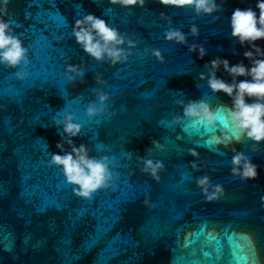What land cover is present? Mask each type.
Instances as JSON below:
<instances>
[{
  "label": "water",
  "instance_id": "obj_1",
  "mask_svg": "<svg viewBox=\"0 0 264 264\" xmlns=\"http://www.w3.org/2000/svg\"><path fill=\"white\" fill-rule=\"evenodd\" d=\"M254 4L225 0L220 11L195 16L187 6L158 0L131 9L108 0H9L4 19L28 49L29 62L0 64V264H264V141L255 148L247 139L234 145L260 165L258 176L232 175L230 147L238 130L222 106L230 98L199 78L218 57L248 63L230 35L229 17L235 7ZM160 12L172 17L171 25ZM89 13L125 35L126 61H97L76 43L74 19ZM193 23L196 36L189 31ZM169 27L179 28L186 42L166 40ZM256 43L264 47V40ZM193 44L205 49L203 59L189 51ZM69 64L77 72L67 71ZM216 75L231 79L223 66ZM100 94L108 96L103 105ZM191 100L216 110L213 125L184 116L178 101ZM90 104L103 111L89 117ZM67 113L81 124L72 145L54 120ZM58 141L64 151L84 144L89 156H106L110 186L91 200L75 195L78 186L49 164L51 154L61 152ZM139 157L163 163L159 182L141 170ZM202 176L209 178V192L222 185L219 199H205L196 183Z\"/></svg>",
  "mask_w": 264,
  "mask_h": 264
},
{
  "label": "clouds",
  "instance_id": "obj_2",
  "mask_svg": "<svg viewBox=\"0 0 264 264\" xmlns=\"http://www.w3.org/2000/svg\"><path fill=\"white\" fill-rule=\"evenodd\" d=\"M111 5H119L122 8L131 9L133 7L143 8L146 0H108ZM9 0H0V64L16 68L23 62L25 65L29 62L27 57L28 49L24 46L23 41L11 34L10 22L4 19L7 12ZM163 6L174 8H185L187 6L192 10L195 16L212 15L223 8L225 0L217 3V0H158ZM160 18L172 24V17L160 12ZM230 35L244 48L242 56L248 63L243 60L237 63H230L227 58H215L206 62L205 67L210 71L205 77L204 73L199 74L200 79H207L208 87L213 93L222 92L226 94L231 103H223L222 106L228 111L229 119L232 126L238 130L231 142L230 150L233 153L230 169L232 175H238L241 180H254L258 176L257 169L260 165L253 163L252 160L241 150L234 147L235 144L247 139L252 141L253 147H258L259 142L264 141V47L257 44V41L264 40V0H255L254 6L235 7L229 17ZM189 31L193 36L198 35V28L193 23ZM72 35L82 50L99 61L109 60L111 64L120 61H126L130 52L121 45L125 44V35L117 28L109 24L104 18L94 14L83 15L79 19H74L72 24ZM166 40L175 41L176 43H185L186 36L179 28L169 27L164 31ZM129 47H134V41L127 40ZM189 51H198L199 58L203 59L206 55L202 46L195 44L189 46ZM152 54L162 61L158 49H152ZM223 66L225 72L231 77L225 80L223 77L216 75V70ZM69 72H77L76 65H66ZM17 78H23L22 72L15 73ZM82 75V72H81ZM243 77V79H237ZM71 80L72 78L69 77ZM99 82V78L97 77ZM108 99L107 94H100L99 101L101 105ZM183 106V114L186 117L199 120L204 125H213L216 120V110L204 100H191L186 105L183 101H178ZM103 111V107L97 108L90 104L86 109L89 117L97 115ZM179 122L182 117L174 118ZM55 123L63 127V135L69 139L67 143L73 144L71 137H75L81 130V124L74 122L73 115L67 113L61 119L54 117ZM154 147H162L159 141L152 139ZM61 152L51 154L49 164L57 165L61 168L65 177V182L78 187L73 188L75 195L91 200L94 193L101 188L110 186L113 174L109 169L108 158L99 159L89 156L86 145L72 146L70 151H64L63 145L58 141L56 144ZM227 147V145H226ZM189 154L198 156L195 149H189ZM144 162L142 171L147 172L154 180L159 182L160 176L158 170L164 167L161 161L153 163L150 159L139 157ZM193 168L196 167L194 162H190ZM197 186L201 187L205 199L208 201L219 199L223 195L222 185H215L214 190L209 192L210 183L207 176L197 178ZM261 203L264 206V196H261ZM145 205H149V198L145 196ZM249 239H252L251 235Z\"/></svg>",
  "mask_w": 264,
  "mask_h": 264
}]
</instances>
